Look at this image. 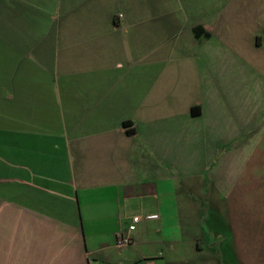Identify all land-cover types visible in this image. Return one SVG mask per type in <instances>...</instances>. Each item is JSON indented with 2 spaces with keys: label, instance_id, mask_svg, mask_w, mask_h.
Wrapping results in <instances>:
<instances>
[{
  "label": "crops",
  "instance_id": "obj_1",
  "mask_svg": "<svg viewBox=\"0 0 264 264\" xmlns=\"http://www.w3.org/2000/svg\"><path fill=\"white\" fill-rule=\"evenodd\" d=\"M209 139L229 192L264 139V0H0V264H251L247 218L184 183Z\"/></svg>",
  "mask_w": 264,
  "mask_h": 264
},
{
  "label": "rangeland",
  "instance_id": "obj_2",
  "mask_svg": "<svg viewBox=\"0 0 264 264\" xmlns=\"http://www.w3.org/2000/svg\"><path fill=\"white\" fill-rule=\"evenodd\" d=\"M234 114L238 112V118L245 113V111H240L243 109L241 104L238 102L234 105ZM261 140H256L255 146L259 144ZM216 141L214 139L207 140V145L202 150L201 153V164L202 168L206 165L203 171H199L201 164L196 168V176H192L187 179L182 180L184 183H203V188L200 189L199 194L197 191V196L199 197L200 203L204 209L205 216H212L215 212L220 215H239L247 219H244L249 226H251L255 231L254 245L250 249V252L239 253V261H244L245 263L251 264H264V139L260 142L259 148L255 151L251 150L249 157L239 156L233 164V172L229 173V168L224 164L222 168L221 175L223 179L227 178V184L230 185L231 191L226 192L223 187L216 186L214 183L213 169L219 164L214 160L211 153L213 149L210 147L215 146ZM224 145H219V151L222 150ZM222 159V158H221ZM201 173V174H200ZM223 183L224 180L222 181ZM220 183V182H218ZM216 200V201H215ZM207 234V239L214 238L209 236L211 234L210 227L205 229ZM224 238V236L222 237ZM220 240V239H218ZM219 250V249H218ZM217 249L216 251L219 252ZM222 261L225 263L227 257L226 252L220 251ZM248 255L249 257H247ZM238 260V259H237Z\"/></svg>",
  "mask_w": 264,
  "mask_h": 264
},
{
  "label": "built area",
  "instance_id": "obj_3",
  "mask_svg": "<svg viewBox=\"0 0 264 264\" xmlns=\"http://www.w3.org/2000/svg\"><path fill=\"white\" fill-rule=\"evenodd\" d=\"M121 16V15H120ZM142 216L136 215L132 218L131 223L128 227L129 231H134L137 228V225L141 222ZM132 239L130 236H125L123 233H119L117 237V246L118 247H125L130 245Z\"/></svg>",
  "mask_w": 264,
  "mask_h": 264
}]
</instances>
